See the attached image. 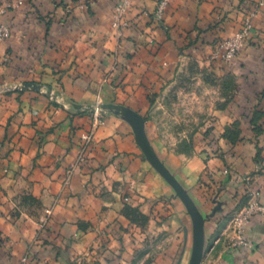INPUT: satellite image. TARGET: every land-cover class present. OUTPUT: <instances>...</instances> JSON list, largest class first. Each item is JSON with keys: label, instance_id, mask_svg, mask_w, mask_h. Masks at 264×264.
<instances>
[{"label": "crops", "instance_id": "1", "mask_svg": "<svg viewBox=\"0 0 264 264\" xmlns=\"http://www.w3.org/2000/svg\"><path fill=\"white\" fill-rule=\"evenodd\" d=\"M21 1L1 16L11 35L0 45V264H132L147 245L137 264H191L195 224L170 177L203 216L205 264H264L261 214L250 245L230 247L237 209L264 204L261 0H167L161 20V0H131L120 31L118 0ZM254 8L247 43L223 61L218 43ZM189 53L213 54L235 82L220 114L239 136H219L211 157L177 155L159 136L157 110ZM98 102L104 123L84 148Z\"/></svg>", "mask_w": 264, "mask_h": 264}, {"label": "rangeland", "instance_id": "2", "mask_svg": "<svg viewBox=\"0 0 264 264\" xmlns=\"http://www.w3.org/2000/svg\"><path fill=\"white\" fill-rule=\"evenodd\" d=\"M215 61L211 53H189L188 62L179 75V85L167 94V101L162 103L165 109L157 110L162 111V115L156 119L160 128L159 136L177 155L190 157L204 154L211 157L217 150L219 136L226 138L228 130L235 129L233 126L237 120L224 125L220 114L233 101L234 90L229 78L232 75L219 73L221 67ZM237 212L230 219L232 231V220ZM231 243L230 247H234ZM238 247L242 246L234 248ZM151 250V246H144L132 264H137V258L141 260ZM204 260L205 257L201 264H205ZM142 264H149V261Z\"/></svg>", "mask_w": 264, "mask_h": 264}, {"label": "built area", "instance_id": "3", "mask_svg": "<svg viewBox=\"0 0 264 264\" xmlns=\"http://www.w3.org/2000/svg\"><path fill=\"white\" fill-rule=\"evenodd\" d=\"M22 3L21 0L17 1H6L3 4H0V45L6 42L11 35L10 27L7 23L1 21V16L9 9L15 8L16 6ZM168 1L161 0L157 6L155 17L157 20L163 18L165 9L167 7ZM260 4H264V0L260 1ZM131 7V0H118L115 6L114 18H113V27L120 31L124 28H127L130 23L126 19L128 10ZM258 13V8L251 9L245 16L243 24L240 30L235 33L233 36L222 39L217 45L216 56L220 57L225 62H232L240 53L242 48L247 43L250 34L253 30V19ZM98 102L97 104H100ZM95 117V123L91 131L86 132L82 135V141L84 148L90 145L93 141L94 130L99 125L104 123L105 114L101 111L99 106L96 107L93 112ZM51 214V210L47 209L46 214L42 217L41 221L43 223L47 222L48 216ZM255 214H264V205L257 199V197L251 198L247 204L241 208L232 220V226L234 231V239L231 243L232 246H249L250 242L246 237L247 225L250 219ZM28 257L24 256L22 258V264H28Z\"/></svg>", "mask_w": 264, "mask_h": 264}, {"label": "water", "instance_id": "4", "mask_svg": "<svg viewBox=\"0 0 264 264\" xmlns=\"http://www.w3.org/2000/svg\"><path fill=\"white\" fill-rule=\"evenodd\" d=\"M29 86L37 87L36 84H29ZM97 106H99V108L104 114L106 113V110H105L106 106L102 103L94 105L93 107H91V110L94 112ZM145 150L148 156L151 157V151L148 145L145 146ZM169 180L171 181L172 185L176 189L182 201L185 203L189 213L191 214L194 220L195 233H196V247H195V252H194V256H193V260L191 261V264H201L204 258V245L202 242L203 234H204L203 216L199 208L197 207V205L191 199L189 193L180 185V183L176 179L171 178V177L169 178Z\"/></svg>", "mask_w": 264, "mask_h": 264}, {"label": "trees", "instance_id": "5", "mask_svg": "<svg viewBox=\"0 0 264 264\" xmlns=\"http://www.w3.org/2000/svg\"><path fill=\"white\" fill-rule=\"evenodd\" d=\"M229 78L231 79L232 81V88L234 90V85H235V82H234V78L233 76H229ZM233 130H228V134H227V138H229L231 141L232 140H235L238 136H239V131H238V122L235 123V125L233 126Z\"/></svg>", "mask_w": 264, "mask_h": 264}]
</instances>
